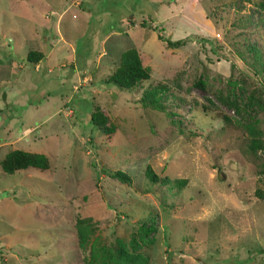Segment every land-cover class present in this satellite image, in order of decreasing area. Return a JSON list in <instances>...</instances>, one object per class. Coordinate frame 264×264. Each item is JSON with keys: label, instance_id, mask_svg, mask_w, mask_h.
I'll return each instance as SVG.
<instances>
[{"label": "rangeland", "instance_id": "obj_1", "mask_svg": "<svg viewBox=\"0 0 264 264\" xmlns=\"http://www.w3.org/2000/svg\"><path fill=\"white\" fill-rule=\"evenodd\" d=\"M259 2L0 0V162L12 150L49 161L46 171L0 166V264H83L84 219L107 244L138 239L148 264H264ZM128 49L150 79L117 89L106 79ZM29 52L47 58L31 64ZM153 87L166 112L142 107ZM217 96L236 98L240 115ZM96 110L111 134L91 124Z\"/></svg>", "mask_w": 264, "mask_h": 264}, {"label": "trees", "instance_id": "obj_2", "mask_svg": "<svg viewBox=\"0 0 264 264\" xmlns=\"http://www.w3.org/2000/svg\"><path fill=\"white\" fill-rule=\"evenodd\" d=\"M258 6L264 10V2H259ZM144 27V24H140ZM159 40H163L166 43L167 48L176 49L184 45V40L172 41L158 35ZM42 55L36 52H29L25 58L28 63L37 64L40 61ZM257 66V64H256ZM258 66L262 68V65ZM254 68V67H253ZM151 68L142 64L140 55L135 49H128L121 54L120 63L114 72L106 79V83L113 84L117 89L133 90L147 80L150 79ZM196 88H204V83L201 80H197L194 83ZM160 89L150 88L145 91L140 99L143 108L154 109L160 112H166V107L163 102V98L160 94ZM238 90V89H237ZM234 92V91H233ZM235 96V94H233ZM251 98V97H250ZM217 99L227 108H230L236 114L240 115V107L236 98L217 96ZM252 99H258L255 94ZM247 106L253 105L250 103ZM170 118L174 116L173 113L168 114ZM225 123L228 119L225 118ZM90 122L98 129L111 134V124L107 123L106 114L103 111L96 110L90 114ZM257 140L251 141L252 149L257 148ZM263 146V144H262ZM1 169L4 173L13 174L19 170H26L34 168L40 171H46L49 168V161L44 154L30 153L22 150H12L8 152L0 162ZM146 174L151 183L155 184L159 182L157 175L147 167ZM111 177L120 181L121 183L129 184L130 177L120 170L111 174ZM264 198V194H263ZM76 229L79 236V246L87 253V257L84 259L83 264H148V257L143 255L140 250V243L138 239H131L128 243L122 239H116L113 243H105L98 235L95 234L96 224L89 219L80 220L76 224ZM140 237L142 243L148 245V241H153L150 236L156 232L155 217L150 216L147 219L141 221L139 226Z\"/></svg>", "mask_w": 264, "mask_h": 264}, {"label": "crops", "instance_id": "obj_3", "mask_svg": "<svg viewBox=\"0 0 264 264\" xmlns=\"http://www.w3.org/2000/svg\"><path fill=\"white\" fill-rule=\"evenodd\" d=\"M47 58V56L46 57H43L41 60H40V62L43 60V59H46Z\"/></svg>", "mask_w": 264, "mask_h": 264}]
</instances>
